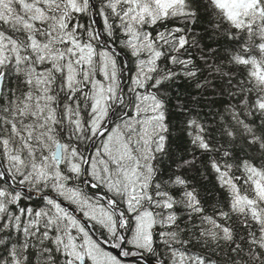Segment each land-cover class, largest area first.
I'll use <instances>...</instances> for the list:
<instances>
[{
    "label": "snow or ice",
    "instance_id": "1",
    "mask_svg": "<svg viewBox=\"0 0 264 264\" xmlns=\"http://www.w3.org/2000/svg\"><path fill=\"white\" fill-rule=\"evenodd\" d=\"M0 264H264V0H0Z\"/></svg>",
    "mask_w": 264,
    "mask_h": 264
}]
</instances>
